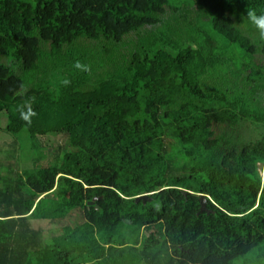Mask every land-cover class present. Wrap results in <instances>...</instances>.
<instances>
[{
	"label": "trees",
	"instance_id": "1",
	"mask_svg": "<svg viewBox=\"0 0 264 264\" xmlns=\"http://www.w3.org/2000/svg\"><path fill=\"white\" fill-rule=\"evenodd\" d=\"M246 9L264 0H0V264H264ZM38 137L61 139L45 166Z\"/></svg>",
	"mask_w": 264,
	"mask_h": 264
},
{
	"label": "rangeland",
	"instance_id": "2",
	"mask_svg": "<svg viewBox=\"0 0 264 264\" xmlns=\"http://www.w3.org/2000/svg\"><path fill=\"white\" fill-rule=\"evenodd\" d=\"M4 127V124H1V128ZM22 141L21 143L17 144L16 143V147H15V152H14V156L16 157L15 160L18 161V159L20 160L18 166L16 167V169H22L23 167H25L28 164H32L35 161H32L30 159H28V156H30L31 154V149H32V142L30 141L29 137H27L26 135L22 136ZM37 145L38 147L43 151L42 154L44 155V159L42 161H39L38 163L42 164V165H47L49 161H51L53 159V153L50 150L54 149V145H57L59 143H61V139L60 138H51L48 139L46 137H38L37 138ZM12 142V141H11ZM8 143V142H6ZM7 148V147H5ZM17 150H19L17 152ZM3 153H1V158L3 157L2 155ZM33 156V155H32ZM30 156V157H32ZM5 160V159H3ZM14 159H9L7 161H12ZM37 165V163H35ZM35 164L33 163L32 165L35 166ZM68 224L70 225H75V224H79L83 221V213L82 211H75L73 212L71 215L68 216ZM33 228L36 229L38 227L42 226V223H33ZM43 226L46 228L45 231L50 232V231H58V227H52L51 225L48 224H43Z\"/></svg>",
	"mask_w": 264,
	"mask_h": 264
},
{
	"label": "clouds",
	"instance_id": "3",
	"mask_svg": "<svg viewBox=\"0 0 264 264\" xmlns=\"http://www.w3.org/2000/svg\"><path fill=\"white\" fill-rule=\"evenodd\" d=\"M246 15L248 20L256 27L259 31L261 38H264V13L257 14L255 9H246ZM75 67L83 71H90L89 66L81 64L79 61L76 62ZM64 85L70 84L69 80L63 81ZM20 112V118L25 121L28 125L31 124L32 118L37 115L33 110L30 103L25 104L24 108L18 109Z\"/></svg>",
	"mask_w": 264,
	"mask_h": 264
},
{
	"label": "water",
	"instance_id": "4",
	"mask_svg": "<svg viewBox=\"0 0 264 264\" xmlns=\"http://www.w3.org/2000/svg\"><path fill=\"white\" fill-rule=\"evenodd\" d=\"M182 192H183L184 194L186 193V191H184V190H182ZM136 199H137V200H138V199L146 200V199H147V195H143V196L137 197ZM200 199H201V203H202V205L204 206V204H205V196L200 195ZM90 203H93V202H90Z\"/></svg>",
	"mask_w": 264,
	"mask_h": 264
}]
</instances>
